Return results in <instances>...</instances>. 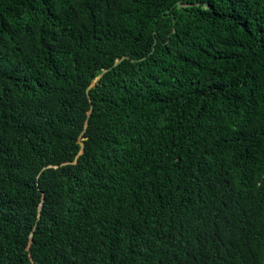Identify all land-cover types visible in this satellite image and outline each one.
Instances as JSON below:
<instances>
[{
    "label": "trees",
    "instance_id": "trees-1",
    "mask_svg": "<svg viewBox=\"0 0 264 264\" xmlns=\"http://www.w3.org/2000/svg\"><path fill=\"white\" fill-rule=\"evenodd\" d=\"M0 264H264V0H0Z\"/></svg>",
    "mask_w": 264,
    "mask_h": 264
}]
</instances>
